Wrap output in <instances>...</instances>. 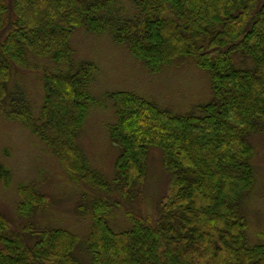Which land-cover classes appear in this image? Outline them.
Instances as JSON below:
<instances>
[{
  "label": "trees",
  "instance_id": "obj_1",
  "mask_svg": "<svg viewBox=\"0 0 264 264\" xmlns=\"http://www.w3.org/2000/svg\"><path fill=\"white\" fill-rule=\"evenodd\" d=\"M79 27L110 31L152 72L190 56L211 76V101L185 115L134 92L108 96L117 110L109 135L119 149L112 180L92 169L78 144L98 71L72 59L69 41ZM28 53L67 70H44L39 117L18 95L7 116L31 129L76 183L96 190L85 240L93 264H264V243L251 245L245 212L256 183L252 137L264 135V0H0V107L12 63L25 66ZM234 54L255 68H236ZM151 148L172 177L168 196L156 220L127 213L131 227L118 231L111 217L142 196ZM0 174L8 185L9 171L0 166ZM19 193L22 218L50 201L34 184ZM0 244V264H83L77 234L33 222L12 228L2 213Z\"/></svg>",
  "mask_w": 264,
  "mask_h": 264
},
{
  "label": "rangeland",
  "instance_id": "obj_2",
  "mask_svg": "<svg viewBox=\"0 0 264 264\" xmlns=\"http://www.w3.org/2000/svg\"><path fill=\"white\" fill-rule=\"evenodd\" d=\"M130 5L125 3L132 13ZM69 44L75 63L87 61L98 67L88 87L96 102L89 105L78 144L92 169L108 180L115 175L119 154L109 135V127L117 122V110L108 97L110 94L134 92L176 115L188 114L195 106L208 103L213 97L210 73L201 69L194 57H182L155 73L136 58L126 44L117 43L110 31L93 33L79 27L74 30ZM233 62L241 70L255 68L252 59L239 54L233 55ZM46 69L62 72L67 70V66L57 64L49 57L40 58L30 53L25 66L12 63L8 98L0 107V166L9 171L8 185L3 183L0 174V213L8 218L12 228L33 222L40 228H62L77 234L82 244L76 256L83 264H93L86 252L85 240L92 224L89 210L97 195L96 190L76 183L59 158L31 129L7 116V111L13 108L11 99L15 95L20 98V103H28L35 117L40 116L46 93L43 77ZM252 141L256 149L253 160L256 183L246 199L245 212L247 238L251 245H256L264 243V135L255 134ZM146 164L147 177L142 196L134 203L122 202L121 208H116L111 217L112 225L118 231L131 227L127 213L156 220L158 204L166 201L172 177L163 165L162 153L151 148ZM22 184H34L38 191L50 198L25 218L19 212L22 201L19 187ZM80 207L85 213L79 212Z\"/></svg>",
  "mask_w": 264,
  "mask_h": 264
}]
</instances>
